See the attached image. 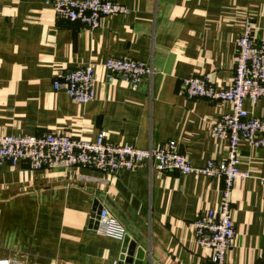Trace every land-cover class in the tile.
Returning a JSON list of instances; mask_svg holds the SVG:
<instances>
[{"label":"crops","instance_id":"0c3cea01","mask_svg":"<svg viewBox=\"0 0 264 264\" xmlns=\"http://www.w3.org/2000/svg\"><path fill=\"white\" fill-rule=\"evenodd\" d=\"M126 14L95 29L58 18L46 0H2L0 134L47 132L141 149L168 141L190 162L223 160L227 140L211 133L229 104L187 98L182 82L204 76L230 84L235 41L245 17L264 29V0H112ZM128 58L152 66L135 89L99 64ZM95 64V97L76 103L53 89L57 71ZM250 115L264 118V98ZM241 172L230 192L234 246L226 264H264V148L238 146ZM219 178L147 166L105 173L80 166L33 170L25 161L0 165V260L9 264H117L122 241L95 232L91 216L106 207L136 242L142 264H206L194 218L216 206Z\"/></svg>","mask_w":264,"mask_h":264},{"label":"built area","instance_id":"2783aa9c","mask_svg":"<svg viewBox=\"0 0 264 264\" xmlns=\"http://www.w3.org/2000/svg\"><path fill=\"white\" fill-rule=\"evenodd\" d=\"M0 0V6H1ZM58 18L79 23L85 29L98 28L105 16L126 14L128 9L112 0H46ZM255 24L245 17L235 41L234 74L227 86H216L204 76H192L182 82L187 98H203L229 104V111L216 119L211 133L227 140L228 150L223 160H207L202 166L193 165L173 141L158 148L141 149L105 141L104 132L94 140L81 136L47 132L40 136L0 134V165H14L25 161L33 170L54 166H80L105 173L135 170L142 166L158 171H176L181 174L219 178L223 182L216 206L207 208L192 221L195 242L209 251L206 264H226V255L234 246L235 229L230 216V192L236 178L247 177L238 168L240 143L264 148V118L250 115L244 101L252 105L264 98V29L258 41L253 32ZM108 74L123 76L135 89L152 66L128 58H108L99 64ZM95 64L72 70L57 71L53 89L62 90L76 103H87L95 97ZM264 185V174L258 177ZM98 234L121 240L126 231L106 207L97 215ZM0 264H9L0 260ZM35 264V263H31Z\"/></svg>","mask_w":264,"mask_h":264},{"label":"water","instance_id":"95a60500","mask_svg":"<svg viewBox=\"0 0 264 264\" xmlns=\"http://www.w3.org/2000/svg\"><path fill=\"white\" fill-rule=\"evenodd\" d=\"M100 211V207L96 208L91 216V226L95 229L97 227V215ZM122 252L117 264H142L141 250L136 246V242L130 240L125 235L122 239Z\"/></svg>","mask_w":264,"mask_h":264}]
</instances>
